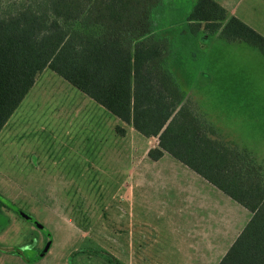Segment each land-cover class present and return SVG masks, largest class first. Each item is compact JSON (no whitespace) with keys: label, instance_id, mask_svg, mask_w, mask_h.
Segmentation results:
<instances>
[{"label":"rangeland","instance_id":"1","mask_svg":"<svg viewBox=\"0 0 264 264\" xmlns=\"http://www.w3.org/2000/svg\"><path fill=\"white\" fill-rule=\"evenodd\" d=\"M196 1L163 0L156 12L169 68L220 137L264 165V56L190 33ZM219 1L264 36V0ZM155 146L41 72L0 131V201L22 212L0 208V247L28 259L0 253V264H218L250 214L170 155L151 160Z\"/></svg>","mask_w":264,"mask_h":264},{"label":"trees","instance_id":"2","mask_svg":"<svg viewBox=\"0 0 264 264\" xmlns=\"http://www.w3.org/2000/svg\"><path fill=\"white\" fill-rule=\"evenodd\" d=\"M162 7L163 0H0V131L37 76L50 70L122 124L156 139L151 160L170 155L250 214L218 264H264V165L223 140L186 97L158 29ZM183 25L264 56V36L214 0H197ZM115 132L124 135L121 126ZM0 208L22 216L12 203L0 201ZM0 253L28 261L18 247Z\"/></svg>","mask_w":264,"mask_h":264},{"label":"crops","instance_id":"3","mask_svg":"<svg viewBox=\"0 0 264 264\" xmlns=\"http://www.w3.org/2000/svg\"><path fill=\"white\" fill-rule=\"evenodd\" d=\"M216 3H218L220 6H222L227 12L229 15H232V9L230 8L229 11L224 7V5L222 3H220L219 0H214ZM245 23V22H244Z\"/></svg>","mask_w":264,"mask_h":264},{"label":"water","instance_id":"4","mask_svg":"<svg viewBox=\"0 0 264 264\" xmlns=\"http://www.w3.org/2000/svg\"><path fill=\"white\" fill-rule=\"evenodd\" d=\"M37 225V224H36ZM38 227H40L39 225H37ZM48 250V246H46L39 254V257H42Z\"/></svg>","mask_w":264,"mask_h":264}]
</instances>
